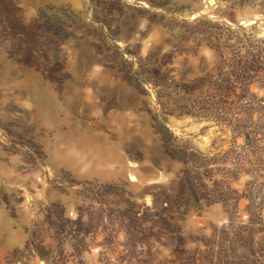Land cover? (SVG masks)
<instances>
[{"label":"rangeland","instance_id":"374dc122","mask_svg":"<svg viewBox=\"0 0 264 264\" xmlns=\"http://www.w3.org/2000/svg\"><path fill=\"white\" fill-rule=\"evenodd\" d=\"M214 1L0 0V264H121L126 230L148 244L138 250L153 242L150 214L183 238L151 264H180L177 250H204L214 236L205 264H244L246 209L260 219L254 260L264 264V89L252 86L263 106L252 118L257 146L192 116L168 117L174 142L152 127L160 108L150 57L193 46L183 36L194 20L264 41V0ZM30 23L39 30L24 37L20 26ZM24 39L36 46L31 54ZM199 48L175 59V74L193 78L214 66L210 47ZM168 140L187 151L188 168L217 159L204 182L224 201L207 206L180 194L185 166L168 155Z\"/></svg>","mask_w":264,"mask_h":264},{"label":"trees","instance_id":"16d2710c","mask_svg":"<svg viewBox=\"0 0 264 264\" xmlns=\"http://www.w3.org/2000/svg\"><path fill=\"white\" fill-rule=\"evenodd\" d=\"M244 5V3H243ZM263 10V8H262ZM231 19L233 16L229 15ZM183 40L187 43L194 42L190 48H175L165 53L161 57H150V88L155 91L156 106L160 108V113L151 116L152 127L163 128L173 139V134L166 127V121L169 116L177 117L192 116L198 119L211 121L223 131H231L233 141L238 138L244 139L245 146H257L259 139L258 134L261 129L257 123H252L253 114L263 109L262 100L252 93V86L264 89V41H252V37L245 33L238 34L230 28L224 31L223 27L216 25L204 26V21L198 18L194 20ZM24 37L27 33L36 32L39 26L35 23L21 25ZM243 29V27H239ZM24 48H29L31 54L36 48L28 40H23ZM258 43V44H256ZM203 44L208 45L215 54V64L207 72L188 78L185 74L177 75L174 73L172 66L178 56L185 54H197L199 47ZM32 58V56H31ZM33 66L32 63L27 62ZM52 75L54 69H48ZM127 78V76H123ZM46 80H51V76H45ZM151 114V110H150ZM159 116H162L159 121ZM261 120V116L258 122ZM252 124L255 127H252ZM167 143V142H166ZM167 145V144H166ZM166 151L171 159L182 162L184 169L178 176L179 192L191 194L197 203H204L209 206L218 201H224L218 198L214 193L215 190L209 189L204 182L211 179L214 175L211 165L217 162L216 158L205 159L200 163L192 164L191 168L186 167L189 164V157L186 150L173 145L168 140ZM243 156L240 157L234 165L235 173L245 170ZM227 170V169H225ZM229 171V170H227ZM228 174V172H226ZM229 189V187L227 186ZM242 197V196H241ZM240 197L235 199L238 204ZM249 214L248 223L243 230L249 228V244L245 255L244 264H258L255 261L256 250L253 248L254 226L259 225L260 219L256 213L246 209ZM237 211L230 212V221L235 218ZM241 228V229H242ZM126 241L123 243L122 255L118 260L121 264H151L158 259L163 249L181 244L183 241L180 230L172 225L168 219L162 215L150 214V246L147 251L138 250L148 244L140 243L136 234L131 230H126ZM155 242L158 244L156 246ZM106 246V244H105ZM205 249H194L192 251L177 250L175 260L180 264H205L206 260L213 255V249L216 246V237L204 242ZM107 248L110 249L109 244ZM153 249H155L153 251ZM112 251L107 250L110 255ZM228 264H240L238 262H227ZM157 264H171L168 259L157 261Z\"/></svg>","mask_w":264,"mask_h":264},{"label":"water","instance_id":"95a60500","mask_svg":"<svg viewBox=\"0 0 264 264\" xmlns=\"http://www.w3.org/2000/svg\"><path fill=\"white\" fill-rule=\"evenodd\" d=\"M214 2H215L214 0H210V3H211V4H214Z\"/></svg>","mask_w":264,"mask_h":264}]
</instances>
